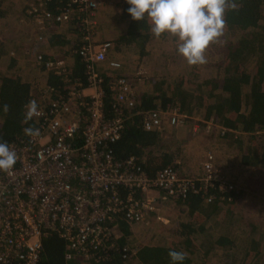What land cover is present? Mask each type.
<instances>
[{"label":"trees","instance_id":"obj_1","mask_svg":"<svg viewBox=\"0 0 264 264\" xmlns=\"http://www.w3.org/2000/svg\"><path fill=\"white\" fill-rule=\"evenodd\" d=\"M70 1L27 0L29 4L24 5L20 19L12 5L11 14L14 13L23 26L18 35L9 19L3 24L0 19V140L8 144L27 138L25 128L37 127L35 118L26 119L25 107L32 97L42 94L47 85L54 88V99L68 92L63 77L46 72L36 61L31 65L26 63L25 55L33 51L24 54V30L32 22L40 27L35 16L26 12L30 3L51 13L41 23L42 39L37 31L30 44L47 45L49 52L44 53L45 60L55 61L59 57L57 53L64 52L70 78L82 81L83 87L89 84L87 63L78 52L85 42L82 34L86 26L82 13ZM100 3L107 5L106 0L104 3L100 0L97 5ZM111 4L109 1L105 8L114 10L119 6V10L122 9L119 22L109 21L115 25L108 40L112 49L123 53L132 48L138 59L148 58L161 68L151 78L152 82L138 90L127 76L134 96L129 105V99H118L119 90L114 85L120 74L110 73L112 60L108 57L94 63L103 78L105 116L111 120L120 116L119 112L123 113L121 135L108 144L114 157L121 162L135 157L150 177L168 166L176 167L183 175L180 164L176 163V159L183 157L182 142L167 137L164 132L165 124L171 123V113L176 110L178 120L188 122L200 118L199 129L207 142L223 144L225 148L221 152L232 155L233 165L236 164L245 179L240 181L232 172L229 175L225 172L218 176L231 189L220 188L217 180L213 185L199 181V193L173 198L177 206L174 208L175 226L135 228L136 223L123 214H113L114 219H108L105 225L119 234L113 235L110 241L117 249L108 252L77 254L66 240L52 233L43 239L40 264H170L169 249L185 253L182 264H264V0H228L224 31L218 41L207 48L206 62L199 65L187 64L176 52L175 37L163 34L156 38L145 20H132L124 11L127 8L124 0ZM5 10L0 0V16ZM65 14L67 18H61ZM104 17L101 16L100 21L110 20ZM65 25H68L66 29ZM72 27L78 34L75 40L64 34ZM12 47L16 48L14 53ZM3 105H7V111L3 110ZM152 111L159 115L160 129L144 127L145 116ZM119 188L121 195L130 191L127 187ZM248 199L253 202L248 204L257 208L247 209ZM123 247L129 249L127 257L119 251Z\"/></svg>","mask_w":264,"mask_h":264},{"label":"built area","instance_id":"obj_2","mask_svg":"<svg viewBox=\"0 0 264 264\" xmlns=\"http://www.w3.org/2000/svg\"><path fill=\"white\" fill-rule=\"evenodd\" d=\"M97 3L70 1L82 13L86 26L82 34L85 42L78 52L87 63V87L70 78L64 59L45 60L41 51L34 53L38 64L63 77L68 92L54 99V88L47 85L42 94L32 97L25 108L29 112L35 102L32 117L38 122L39 135L10 144L17 161L10 171H0V264H40L43 239L55 232L77 254L108 252L117 249L110 242L117 230L105 225L114 219L113 214H123L136 224L151 216L165 222V204L199 193V181L213 185L217 180L220 188L231 189L217 175L211 158L194 176L181 175L176 167L168 166L150 177L135 157L124 162L114 157L108 144L121 135L123 113L110 120L103 110V78L94 63L107 59L112 43L95 37L92 17ZM26 12L40 25L51 14L33 3ZM31 50L24 48L27 54ZM110 64L112 68L120 66L116 61ZM129 80L120 74L114 88L119 90L118 99H129L131 105L134 96ZM171 116V124H177L178 112L174 110ZM161 123L156 111L145 116L147 130L160 129ZM122 186L130 189L126 195H121ZM119 251L123 257L130 255L127 247Z\"/></svg>","mask_w":264,"mask_h":264},{"label":"rangeland","instance_id":"obj_3","mask_svg":"<svg viewBox=\"0 0 264 264\" xmlns=\"http://www.w3.org/2000/svg\"><path fill=\"white\" fill-rule=\"evenodd\" d=\"M99 1L100 0H98V2ZM101 1H103L104 3V0ZM109 1H112V4H117L119 2V0H106L107 5ZM3 4L5 5L6 10L0 16L1 22L2 24L7 23L6 22L7 19H9L10 22H13L14 24L13 30L18 35V33L23 29V26L19 25L17 19L19 16L20 17L22 16L20 12H22V9L25 4L28 5V2L27 0H3ZM12 5H14L15 8L18 10V13L16 14L18 17H16L14 13L11 14L10 10H12ZM107 5L106 4L103 5L101 3L99 4V6L97 5V9H96L97 13L94 17V21L96 22V30L94 31L95 37L96 39H101L104 41L111 40L109 35L110 30L114 28L115 25L113 24L119 22L120 21L119 18L122 16L121 14L122 9L119 10V6L114 5L116 6L114 10H107L105 8V6ZM11 15L13 16L11 17ZM103 15L106 17V19L110 18V20L100 21V17ZM109 21H112V23L113 22L114 23L109 24ZM67 26L65 25L64 29H66ZM42 29H43L42 25L38 27V25H34L32 22L30 25L26 26L24 30V32L26 33V42L22 41V43L24 44L23 47L31 48L33 50L32 54L35 53L34 51L40 50L39 47L41 48V53L47 54L49 52L48 51L49 49L47 48V45L45 43H42L41 46H39V44L41 43L39 42L38 43L39 47H36L37 45L34 43L30 44L31 43L30 41L35 38L34 33H36L37 31H41ZM75 31L76 28L72 27L71 30H68V32L67 30H65L64 34L66 36L70 35V37H73L71 39L75 40L78 37V34ZM35 42L37 43V41ZM32 54L28 56L25 55L26 63L28 65L34 64V62L36 61L35 57H33ZM134 54L135 52L133 51L132 48L131 49L127 48L126 51L123 53L111 49L107 54V58L109 57L110 60L116 61L120 64L119 67H114V68L111 67L110 68L111 70H109L111 71L110 73L125 74L126 76H129L134 83V89L138 90L141 87L148 84V82H152L151 78L154 75L156 76L157 73L160 72L161 68L158 66L159 64H155L153 62L148 61V58H145L144 60L142 59L140 60ZM57 56H59L57 57L58 59L65 60L66 58V54H64V52H61V55L57 53ZM14 58L19 60V58L15 55ZM198 120H200V118L195 117L192 118V121H188V122L181 119L178 120L177 124H171V123L165 124L164 132L166 136L169 138L171 137L177 138L179 141L182 142V147L184 148L183 157L176 159V163L180 164L181 166V173L186 176H194L196 175L197 172L201 173L203 171V163L209 161L211 158V160L213 161L214 169L217 172V175L222 176V174H225V172L227 175H229L232 172L233 173L232 176L234 178L239 177L240 181L245 179L244 175L240 174L242 172L236 169V164L233 165L235 160L234 158L232 159V155L229 154L224 155L221 152V150L225 148L223 144L216 145L214 142H210V144L207 142V137L203 135L202 130L196 128L198 125H200L199 124L200 121ZM201 137L204 139L202 140ZM248 202L253 203L250 199H248L245 206L247 209L257 208L256 206L252 207L250 204H248ZM175 207L177 206H176V202L174 201H168L165 204L164 214L167 217L168 221L164 222L155 218L148 219L144 222L134 224L135 228L138 226L139 227L144 226L147 228L156 227V226L160 228H164L166 226L167 227L175 226L176 224V221L174 220L176 216V213H174ZM116 234L118 235L119 232L117 231Z\"/></svg>","mask_w":264,"mask_h":264},{"label":"clouds","instance_id":"obj_4","mask_svg":"<svg viewBox=\"0 0 264 264\" xmlns=\"http://www.w3.org/2000/svg\"><path fill=\"white\" fill-rule=\"evenodd\" d=\"M126 14L132 20H145L150 33L159 38L170 34L176 38V52L189 65L206 62V50L216 43L225 26V13L228 0H124ZM37 25V24H34ZM43 35L39 31V35ZM40 51V50H39ZM7 111V105H3ZM36 113L35 102L26 119ZM28 136L39 135V129L27 127ZM13 143V142H11ZM17 161V153L6 141L0 140V171H10ZM170 264H182L185 253L175 249L168 250Z\"/></svg>","mask_w":264,"mask_h":264},{"label":"crops","instance_id":"obj_5","mask_svg":"<svg viewBox=\"0 0 264 264\" xmlns=\"http://www.w3.org/2000/svg\"><path fill=\"white\" fill-rule=\"evenodd\" d=\"M10 25L12 26V28H13V26H14V24H13V22H10ZM16 48L15 47H12V52L14 53V50H15ZM197 129L199 128V125L196 127Z\"/></svg>","mask_w":264,"mask_h":264},{"label":"bare ground","instance_id":"obj_6","mask_svg":"<svg viewBox=\"0 0 264 264\" xmlns=\"http://www.w3.org/2000/svg\"><path fill=\"white\" fill-rule=\"evenodd\" d=\"M11 143H9V145H10Z\"/></svg>","mask_w":264,"mask_h":264}]
</instances>
